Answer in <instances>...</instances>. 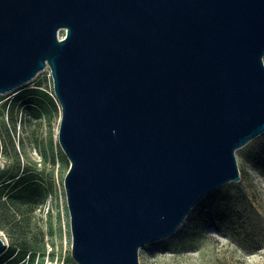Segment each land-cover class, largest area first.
<instances>
[{
    "label": "water",
    "instance_id": "obj_1",
    "mask_svg": "<svg viewBox=\"0 0 264 264\" xmlns=\"http://www.w3.org/2000/svg\"><path fill=\"white\" fill-rule=\"evenodd\" d=\"M263 58L264 0H0V93L50 69L78 264H140L240 180Z\"/></svg>",
    "mask_w": 264,
    "mask_h": 264
},
{
    "label": "rangeland",
    "instance_id": "obj_2",
    "mask_svg": "<svg viewBox=\"0 0 264 264\" xmlns=\"http://www.w3.org/2000/svg\"><path fill=\"white\" fill-rule=\"evenodd\" d=\"M59 120L49 67L0 93V264H78ZM236 159L240 180L208 192L170 235L142 245L140 264H264V133Z\"/></svg>",
    "mask_w": 264,
    "mask_h": 264
},
{
    "label": "built area",
    "instance_id": "obj_3",
    "mask_svg": "<svg viewBox=\"0 0 264 264\" xmlns=\"http://www.w3.org/2000/svg\"><path fill=\"white\" fill-rule=\"evenodd\" d=\"M45 69V68H44ZM50 76H51V74H50Z\"/></svg>",
    "mask_w": 264,
    "mask_h": 264
}]
</instances>
